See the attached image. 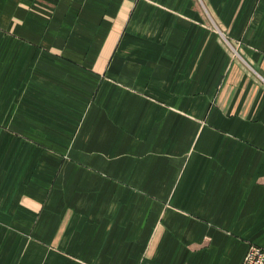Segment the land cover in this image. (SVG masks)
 Wrapping results in <instances>:
<instances>
[{
	"label": "crops",
	"instance_id": "1",
	"mask_svg": "<svg viewBox=\"0 0 264 264\" xmlns=\"http://www.w3.org/2000/svg\"><path fill=\"white\" fill-rule=\"evenodd\" d=\"M264 249V0H0V264H241Z\"/></svg>",
	"mask_w": 264,
	"mask_h": 264
},
{
	"label": "built area",
	"instance_id": "2",
	"mask_svg": "<svg viewBox=\"0 0 264 264\" xmlns=\"http://www.w3.org/2000/svg\"><path fill=\"white\" fill-rule=\"evenodd\" d=\"M241 264H264V249L250 246Z\"/></svg>",
	"mask_w": 264,
	"mask_h": 264
}]
</instances>
